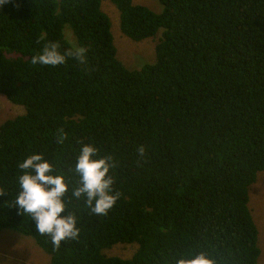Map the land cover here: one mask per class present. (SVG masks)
Wrapping results in <instances>:
<instances>
[{"label":"trees","instance_id":"16d2710c","mask_svg":"<svg viewBox=\"0 0 264 264\" xmlns=\"http://www.w3.org/2000/svg\"><path fill=\"white\" fill-rule=\"evenodd\" d=\"M103 1L0 4V95L25 108L0 126V232L31 237L50 264H175L201 251L215 264H258L249 189L264 172V0H160L161 13L111 0L128 38L163 30L156 62L140 70L117 58ZM50 43L85 55L33 63ZM83 144L113 164L119 198L106 215L72 195ZM32 154L70 185L80 233L58 248L15 208L18 165ZM118 244L138 249L108 256Z\"/></svg>","mask_w":264,"mask_h":264},{"label":"clouds","instance_id":"9594fccd","mask_svg":"<svg viewBox=\"0 0 264 264\" xmlns=\"http://www.w3.org/2000/svg\"><path fill=\"white\" fill-rule=\"evenodd\" d=\"M5 0H0L3 4ZM85 49L61 54L56 43H50L42 52L33 57V63L58 65L65 62L66 56L82 59ZM21 174L17 177L18 191L15 195V208L19 214L27 215L34 222L35 229L42 235L51 237L52 244L59 247L62 241L77 239L80 233L77 216L67 212L65 194L70 185L66 176L58 173L51 161L43 154H32L19 165ZM113 164L109 156L100 157L92 144H83L74 164L79 176L78 186L72 190L73 197L83 198L96 215H106L116 204L119 193L113 189L111 175ZM175 264H215L206 253H192L175 261Z\"/></svg>","mask_w":264,"mask_h":264},{"label":"rangeland","instance_id":"374dc122","mask_svg":"<svg viewBox=\"0 0 264 264\" xmlns=\"http://www.w3.org/2000/svg\"><path fill=\"white\" fill-rule=\"evenodd\" d=\"M135 4L148 6L153 11L161 13L163 5L160 0H134ZM103 10L110 16L112 32L117 47V58L130 70H140L146 65L156 62V45L162 36L161 30L157 36L141 42L125 36L120 27V13L111 0L103 1ZM65 36L75 43L72 30L65 28ZM77 41V40H76ZM71 44L78 48V45ZM25 108L9 101L0 95V126L17 116L23 115ZM249 207L259 231V246L261 256L258 264H264V172H260L257 181L249 189ZM138 249L137 244H118L105 251L108 256H118L130 259ZM51 257L36 244L35 240L11 230L0 232V264H50Z\"/></svg>","mask_w":264,"mask_h":264}]
</instances>
